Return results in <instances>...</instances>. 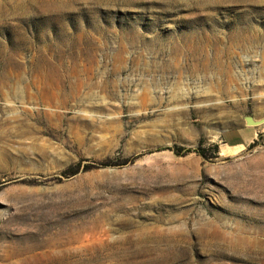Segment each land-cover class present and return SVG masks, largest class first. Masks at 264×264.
Segmentation results:
<instances>
[{
    "label": "rangeland",
    "instance_id": "1",
    "mask_svg": "<svg viewBox=\"0 0 264 264\" xmlns=\"http://www.w3.org/2000/svg\"><path fill=\"white\" fill-rule=\"evenodd\" d=\"M248 117L264 0H0V264H264Z\"/></svg>",
    "mask_w": 264,
    "mask_h": 264
},
{
    "label": "crops",
    "instance_id": "2",
    "mask_svg": "<svg viewBox=\"0 0 264 264\" xmlns=\"http://www.w3.org/2000/svg\"><path fill=\"white\" fill-rule=\"evenodd\" d=\"M254 120L257 121L255 118ZM261 133V126L252 127L244 123L239 128L224 132L222 138L227 149H236L237 152H243L258 141Z\"/></svg>",
    "mask_w": 264,
    "mask_h": 264
},
{
    "label": "water",
    "instance_id": "3",
    "mask_svg": "<svg viewBox=\"0 0 264 264\" xmlns=\"http://www.w3.org/2000/svg\"><path fill=\"white\" fill-rule=\"evenodd\" d=\"M246 122L248 126L256 127V126H260L261 124H264V119H262L261 123L258 124L252 117H248L246 118Z\"/></svg>",
    "mask_w": 264,
    "mask_h": 264
},
{
    "label": "trees",
    "instance_id": "4",
    "mask_svg": "<svg viewBox=\"0 0 264 264\" xmlns=\"http://www.w3.org/2000/svg\"><path fill=\"white\" fill-rule=\"evenodd\" d=\"M256 145H257V142H255L254 144H252V145L249 147V149L254 148ZM189 152H191V151H189Z\"/></svg>",
    "mask_w": 264,
    "mask_h": 264
},
{
    "label": "bare ground",
    "instance_id": "5",
    "mask_svg": "<svg viewBox=\"0 0 264 264\" xmlns=\"http://www.w3.org/2000/svg\"><path fill=\"white\" fill-rule=\"evenodd\" d=\"M240 31V30H239ZM242 35L244 34V32L243 33H241ZM240 35V34H239ZM239 37V36H238Z\"/></svg>",
    "mask_w": 264,
    "mask_h": 264
}]
</instances>
